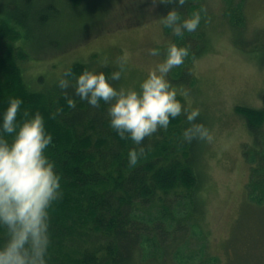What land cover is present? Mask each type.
<instances>
[{"label":"rangeland","instance_id":"1","mask_svg":"<svg viewBox=\"0 0 264 264\" xmlns=\"http://www.w3.org/2000/svg\"><path fill=\"white\" fill-rule=\"evenodd\" d=\"M56 1L62 9L46 28L37 24L36 15L48 12L51 0H0L9 4L1 11L5 19L15 21L11 12L27 18L26 24L13 26L21 34L17 46L28 54L22 67L32 90L57 93L61 74L77 64L110 74L125 56L124 76L117 83L138 87L162 59L169 41L202 51L193 57L189 52L168 74L178 98L185 107L200 109L199 119L213 135L211 142L197 140L195 150L194 168L201 179L196 192L199 230L185 229L182 236L187 238H178L183 243L176 254L180 251L183 260L193 264L192 258L205 250V237L209 254L216 255V261L220 258V264H264V215L260 219L256 214L264 206V169L257 163L264 159V127L260 138L254 136L246 118L236 112L238 106L264 109V0H186L193 3L190 15L202 16L203 35L185 33L177 41L163 27L157 5L116 0L113 6L108 3L112 0H93L92 13L88 4L80 13L69 0ZM40 36L55 44L41 47ZM150 47H160L161 56L149 55ZM69 79L75 82L74 76ZM183 91L187 97L179 95ZM181 119L184 130L188 122L183 114L172 123ZM159 131L168 133L158 130L151 144L162 140ZM189 205L184 196L171 195L158 206L169 208L168 214L177 218L186 215ZM152 262L134 264H158Z\"/></svg>","mask_w":264,"mask_h":264},{"label":"trees","instance_id":"2","mask_svg":"<svg viewBox=\"0 0 264 264\" xmlns=\"http://www.w3.org/2000/svg\"><path fill=\"white\" fill-rule=\"evenodd\" d=\"M24 1L29 3L31 0ZM55 1L51 0L46 7L48 12L36 15L39 26L49 28L52 19L59 14L62 8ZM69 1L72 8L80 13L83 11L80 7L87 8L85 4L92 13L91 8L95 4L93 0ZM141 1L146 5H157L152 0ZM134 2L131 0L130 4ZM108 3L117 4L116 0ZM157 6L160 16L166 14L170 7H177L182 15L188 16L193 3L186 1L183 6L172 3ZM5 8H9V4L0 2V112L7 107L10 96H19L24 103L18 119L23 118L24 111H39L44 115L46 126L53 134L49 154L62 177L63 196L51 210L49 264H134L138 260L189 264L183 260L180 251L177 254L176 251L183 243L178 238H187L182 236L186 228L195 232L197 228L199 230L196 192L201 179L194 168L197 140L189 142L184 138L183 119L171 122L167 135L159 131L163 138L155 139L156 143L151 144L152 137H146V155L137 166L130 167L126 154L137 145L122 139L110 128L107 106L103 102L100 107L93 108L76 96L72 87L67 90L59 88L57 93L35 91L29 87L22 67V63L29 59L28 54L17 46L21 34L13 26L14 22L26 24L27 18L11 12L15 21L10 22L1 14ZM165 29L170 31L175 41L181 37L174 35L170 28ZM202 29L200 25L191 34L203 35ZM51 43H47L44 36L39 37L41 47ZM200 51L190 46L192 57L199 55ZM85 68L88 67L81 64L71 67L73 76ZM69 98L75 101V107L69 104ZM236 112L246 118L254 136L259 138L263 134L264 109L238 106ZM257 163L260 165L258 169L263 170L264 159ZM171 195L184 196L189 200L186 215L174 218L168 214L169 208L158 206ZM258 197L257 202L260 203V195ZM261 201L260 204L264 202ZM142 208L149 212H143ZM256 214L261 219L263 205ZM204 240L205 250L191 261L193 264H220V258L216 261V255L209 254L205 237ZM200 258L202 260L198 263Z\"/></svg>","mask_w":264,"mask_h":264},{"label":"clouds","instance_id":"3","mask_svg":"<svg viewBox=\"0 0 264 264\" xmlns=\"http://www.w3.org/2000/svg\"><path fill=\"white\" fill-rule=\"evenodd\" d=\"M154 4L183 6L186 0H153ZM199 12L182 15L177 7L168 8L160 17L165 28L176 36L194 32L201 24ZM159 43V41H157ZM149 55L160 57V47L147 49ZM189 55L187 46L169 41L159 59L138 87L117 82L124 76L127 57H121L110 74L85 68L74 76L71 68L58 79V87H72L76 96L93 108L103 102L107 106L108 123L119 137L134 142L126 154L130 167L146 155L144 141L158 130H167L173 119L185 116L184 138L211 142L209 127L199 119L198 107H185L177 89L168 79L169 72L184 63ZM66 94V93H65ZM187 97V91L179 93ZM75 107V101L69 98ZM22 97L10 96L7 107L0 112V264H49L51 245V210L63 196L62 177L49 154L53 134L46 126L44 115L35 111L18 113Z\"/></svg>","mask_w":264,"mask_h":264}]
</instances>
